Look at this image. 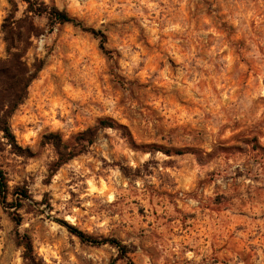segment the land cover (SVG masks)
<instances>
[{"label":"rangeland","instance_id":"374dc122","mask_svg":"<svg viewBox=\"0 0 264 264\" xmlns=\"http://www.w3.org/2000/svg\"><path fill=\"white\" fill-rule=\"evenodd\" d=\"M42 1L102 32L109 54L35 18L27 60L44 67L10 119L29 152L0 151L10 191L34 202L20 227L0 203V264H24L17 231L42 264H128L67 226L118 239L134 264H264V0ZM10 11L0 0V59ZM101 120L114 128L50 177L43 137L72 144Z\"/></svg>","mask_w":264,"mask_h":264},{"label":"trees","instance_id":"16d2710c","mask_svg":"<svg viewBox=\"0 0 264 264\" xmlns=\"http://www.w3.org/2000/svg\"><path fill=\"white\" fill-rule=\"evenodd\" d=\"M21 2L26 7L22 17L18 18L17 15L20 12L19 1L9 0L11 11L2 26L7 47V58L0 59V151L6 147L9 148L10 153L17 156H22L28 153L29 150L23 149L18 144L10 125V119L28 98L29 87L44 67L43 60L36 59L31 65L27 60V54L33 45V40L44 33V30L35 24V18L45 17L51 30L57 25L66 24L80 27L84 32L99 40L101 50L109 54L105 47L107 38L102 32L83 27L68 12L60 10L56 5H49L42 0H21ZM114 126L113 123L107 120H101L96 127L79 133L72 144L66 143L59 133L45 135L42 146H51L55 153V160L48 167L50 177L54 176L63 166L69 164L75 158L85 154L96 142L100 131L114 128ZM121 170L123 174L128 176L127 169ZM10 196L13 197L11 203L8 201ZM27 201L34 202L28 189L16 187L11 192L7 174L0 165V203L5 210H10L7 212L16 227H20L22 224V216L19 211ZM67 229L83 243L93 246L109 244L115 247L119 252V259L126 261L128 264H134L129 256L131 249L118 239L99 240L73 226H67ZM15 243L23 251L24 264H42L39 257L34 253V246L28 235H22L17 231Z\"/></svg>","mask_w":264,"mask_h":264}]
</instances>
